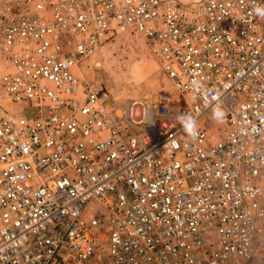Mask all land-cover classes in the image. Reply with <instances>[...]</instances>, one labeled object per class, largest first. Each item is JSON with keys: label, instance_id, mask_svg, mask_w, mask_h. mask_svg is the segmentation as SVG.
I'll return each mask as SVG.
<instances>
[{"label": "built area", "instance_id": "2783aa9c", "mask_svg": "<svg viewBox=\"0 0 264 264\" xmlns=\"http://www.w3.org/2000/svg\"><path fill=\"white\" fill-rule=\"evenodd\" d=\"M258 7L0 0V264H264ZM131 34L172 95L118 111L78 72Z\"/></svg>", "mask_w": 264, "mask_h": 264}, {"label": "rangeland", "instance_id": "374dc122", "mask_svg": "<svg viewBox=\"0 0 264 264\" xmlns=\"http://www.w3.org/2000/svg\"><path fill=\"white\" fill-rule=\"evenodd\" d=\"M0 59V74L3 72ZM86 81L105 90L110 105L120 111L130 102L137 101L153 108L157 102L171 97L170 84L162 76L157 62L148 53L138 35H119L99 48L89 62L78 72ZM0 106L7 111L13 108L0 89ZM12 113H15L13 111ZM220 110H212L207 118L217 121ZM217 126V122L214 127ZM215 138V134H213ZM264 256V238L257 247V256ZM100 261L90 264L107 263L105 252L100 251Z\"/></svg>", "mask_w": 264, "mask_h": 264}, {"label": "clouds", "instance_id": "9594fccd", "mask_svg": "<svg viewBox=\"0 0 264 264\" xmlns=\"http://www.w3.org/2000/svg\"><path fill=\"white\" fill-rule=\"evenodd\" d=\"M255 12L258 14V15H261V16H264V8H256L255 9Z\"/></svg>", "mask_w": 264, "mask_h": 264}]
</instances>
